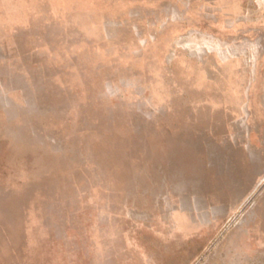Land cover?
I'll return each instance as SVG.
<instances>
[{"label": "rangeland", "instance_id": "rangeland-1", "mask_svg": "<svg viewBox=\"0 0 264 264\" xmlns=\"http://www.w3.org/2000/svg\"><path fill=\"white\" fill-rule=\"evenodd\" d=\"M0 264H264V0H0Z\"/></svg>", "mask_w": 264, "mask_h": 264}]
</instances>
